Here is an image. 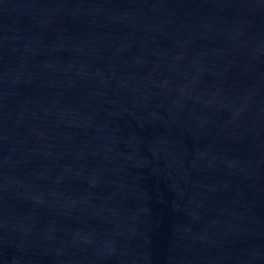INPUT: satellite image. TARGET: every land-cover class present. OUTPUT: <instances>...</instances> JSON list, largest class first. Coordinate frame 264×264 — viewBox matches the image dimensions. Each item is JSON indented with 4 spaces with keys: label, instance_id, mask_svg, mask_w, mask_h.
Here are the masks:
<instances>
[{
    "label": "water",
    "instance_id": "water-1",
    "mask_svg": "<svg viewBox=\"0 0 264 264\" xmlns=\"http://www.w3.org/2000/svg\"><path fill=\"white\" fill-rule=\"evenodd\" d=\"M0 264H264V0H0Z\"/></svg>",
    "mask_w": 264,
    "mask_h": 264
}]
</instances>
